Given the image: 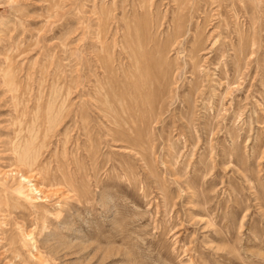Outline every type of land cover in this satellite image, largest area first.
<instances>
[{
  "label": "rangeland",
  "instance_id": "1",
  "mask_svg": "<svg viewBox=\"0 0 264 264\" xmlns=\"http://www.w3.org/2000/svg\"><path fill=\"white\" fill-rule=\"evenodd\" d=\"M0 264H264V0H0Z\"/></svg>",
  "mask_w": 264,
  "mask_h": 264
},
{
  "label": "bare ground",
  "instance_id": "2",
  "mask_svg": "<svg viewBox=\"0 0 264 264\" xmlns=\"http://www.w3.org/2000/svg\"><path fill=\"white\" fill-rule=\"evenodd\" d=\"M176 43V42H175ZM149 71V70H148ZM101 112V111H100ZM106 118V117H105ZM114 125V124H113ZM88 126V125H87ZM138 155H140V154H138ZM58 169V168H57ZM39 172V171H38ZM29 175V174H28ZM27 175V176H28ZM40 175V174H39ZM29 177V176H28ZM34 177V176H33ZM37 177V176H36ZM31 184V183H30ZM43 187V186H42ZM37 188V187H36ZM46 191V190H45ZM30 197V196H29ZM37 197V196H36ZM37 200V199H36Z\"/></svg>",
  "mask_w": 264,
  "mask_h": 264
}]
</instances>
